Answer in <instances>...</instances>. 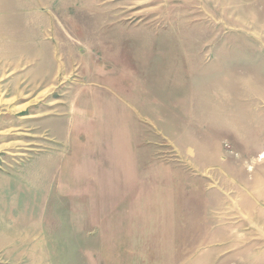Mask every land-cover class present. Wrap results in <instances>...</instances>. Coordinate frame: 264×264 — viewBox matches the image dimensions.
<instances>
[{
	"label": "rangeland",
	"instance_id": "1",
	"mask_svg": "<svg viewBox=\"0 0 264 264\" xmlns=\"http://www.w3.org/2000/svg\"><path fill=\"white\" fill-rule=\"evenodd\" d=\"M0 264H264V0H0Z\"/></svg>",
	"mask_w": 264,
	"mask_h": 264
},
{
	"label": "crops",
	"instance_id": "2",
	"mask_svg": "<svg viewBox=\"0 0 264 264\" xmlns=\"http://www.w3.org/2000/svg\"><path fill=\"white\" fill-rule=\"evenodd\" d=\"M258 212H259V213L262 212L260 208H258ZM262 222H263V218H262V214H261V215H259V216L257 217V224H258V226H260Z\"/></svg>",
	"mask_w": 264,
	"mask_h": 264
}]
</instances>
